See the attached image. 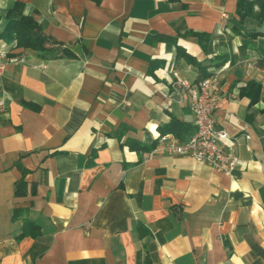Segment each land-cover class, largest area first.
I'll return each mask as SVG.
<instances>
[{
	"label": "crops",
	"instance_id": "0c3cea01",
	"mask_svg": "<svg viewBox=\"0 0 264 264\" xmlns=\"http://www.w3.org/2000/svg\"><path fill=\"white\" fill-rule=\"evenodd\" d=\"M16 3L60 49L0 39V264H264L258 6L241 18L237 0H0V31ZM222 66L213 117L238 140L229 175L158 139L173 118L194 130L177 81ZM24 219L36 228L20 236Z\"/></svg>",
	"mask_w": 264,
	"mask_h": 264
},
{
	"label": "built area",
	"instance_id": "2783aa9c",
	"mask_svg": "<svg viewBox=\"0 0 264 264\" xmlns=\"http://www.w3.org/2000/svg\"><path fill=\"white\" fill-rule=\"evenodd\" d=\"M222 16L226 14L222 13ZM5 53L0 48V74L5 66ZM225 67L212 70L192 85L186 80L177 81V85L186 88L190 96L194 130L184 141H177L172 134H161L158 139L168 153L188 155L217 172L229 175L238 163L237 156L231 152V144H237L238 140L236 137L231 138L224 128L219 127L213 117L219 100L216 87ZM3 108V101L0 100V110Z\"/></svg>",
	"mask_w": 264,
	"mask_h": 264
},
{
	"label": "trees",
	"instance_id": "16d2710c",
	"mask_svg": "<svg viewBox=\"0 0 264 264\" xmlns=\"http://www.w3.org/2000/svg\"><path fill=\"white\" fill-rule=\"evenodd\" d=\"M177 2L179 0H168ZM254 5L258 6L256 20L258 23L264 22V0H237L236 13L238 16L249 17L253 13ZM255 34L259 35L258 32ZM0 39L7 43L13 42L12 48H29L43 53H53L60 49V46L54 40L43 34L40 26L34 16L24 15L22 13V5L16 3L13 8L9 9L6 14V23L0 31ZM196 66L200 67V63L194 59H189ZM261 85L258 82L250 81L241 89V94L250 97L251 101L255 100L260 93ZM21 103L29 105L27 102ZM193 132V127L183 121L175 118L160 127V133H171L177 140L184 141ZM131 148L146 149L150 148L140 142L134 144L129 143ZM20 183H17V191L20 190ZM18 216L16 209L13 211V218ZM36 225L28 219L23 220L20 236H25L32 233ZM141 264H150L145 261Z\"/></svg>",
	"mask_w": 264,
	"mask_h": 264
}]
</instances>
